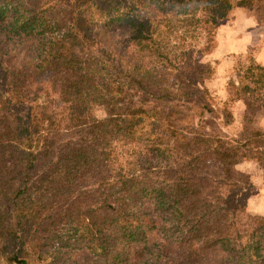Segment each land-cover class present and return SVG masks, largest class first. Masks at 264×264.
Listing matches in <instances>:
<instances>
[{"label":"trees","instance_id":"1","mask_svg":"<svg viewBox=\"0 0 264 264\" xmlns=\"http://www.w3.org/2000/svg\"><path fill=\"white\" fill-rule=\"evenodd\" d=\"M174 7L202 44L170 63L150 17ZM245 8L264 24V0H0V264H264L235 169H264L254 47L219 107L204 87L215 31ZM232 105L233 139L188 125L195 110L232 125Z\"/></svg>","mask_w":264,"mask_h":264},{"label":"rangeland","instance_id":"2","mask_svg":"<svg viewBox=\"0 0 264 264\" xmlns=\"http://www.w3.org/2000/svg\"><path fill=\"white\" fill-rule=\"evenodd\" d=\"M230 1L234 3L236 0ZM186 19L188 17L183 15L178 7L172 8L168 13L158 14L153 18L151 15L150 17L151 27L154 30L155 49L164 54V57H168L170 63L180 60L187 44L193 41H196L199 46L202 44V36L198 35V30L193 23H187ZM259 34L262 35L261 41L256 44L255 41L260 37ZM214 37L212 51L206 57L213 68V73L204 83V87L213 104L215 103L219 107L226 96L224 87L227 78L231 76L234 61L239 55H243L246 43L252 44L254 47L250 51V55L255 64L264 66V24H258L255 21L253 11L248 8L232 9L227 16V20L215 31ZM141 54L144 55L143 57L147 56L144 58V62H152L151 55L144 52L139 53V55ZM178 85H172L175 94L177 96H189L187 88L185 89L184 85H181V87ZM247 86L254 100L264 102V76L250 78ZM177 88L178 90H176ZM53 102L55 106L56 96H52V101L49 99L44 100V103L48 105ZM160 105L165 106V102L161 101ZM241 109L240 105L231 106L235 123L229 126L222 124L217 111L205 113L199 110L191 112L188 125L194 130L201 129L205 133H214L233 139L238 129L237 125L240 123ZM93 113L98 118L103 116L101 111H94ZM253 126L264 131V109L256 113ZM119 127L120 125L117 124L114 130H119ZM116 143L113 142L112 145H116ZM235 169L247 179L248 184L244 187L248 202L246 203L247 211L249 210L248 212L252 215H264V209L259 210V206H264V169L252 161H243ZM85 197L88 199L90 195ZM36 264H44V262H37Z\"/></svg>","mask_w":264,"mask_h":264},{"label":"crops","instance_id":"3","mask_svg":"<svg viewBox=\"0 0 264 264\" xmlns=\"http://www.w3.org/2000/svg\"><path fill=\"white\" fill-rule=\"evenodd\" d=\"M237 1V0H236ZM259 36L260 37H258L257 39H256V41H255V43L256 44H259L260 43V41H261V37H262V35L261 34H259ZM246 46H252V44H248V43H246L245 45H244V47H246ZM248 203V202H247ZM262 209H264V206L263 205H261V206H259V210L261 211ZM258 210V211H259ZM249 211V210H248ZM259 215V214H258Z\"/></svg>","mask_w":264,"mask_h":264}]
</instances>
